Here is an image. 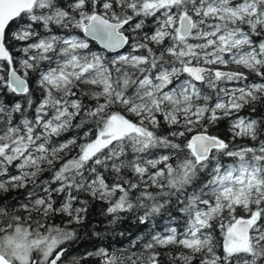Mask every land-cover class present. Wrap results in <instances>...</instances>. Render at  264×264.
Segmentation results:
<instances>
[{"label":"snow or ice","instance_id":"obj_1","mask_svg":"<svg viewBox=\"0 0 264 264\" xmlns=\"http://www.w3.org/2000/svg\"><path fill=\"white\" fill-rule=\"evenodd\" d=\"M257 100L264 0H0V191L27 190L0 207V264H64L77 232L50 222L82 225L92 200L150 226L147 254L98 247L72 264H165L169 249L168 264H257L264 119L241 115ZM224 119L231 139L209 131Z\"/></svg>","mask_w":264,"mask_h":264},{"label":"trees","instance_id":"obj_2","mask_svg":"<svg viewBox=\"0 0 264 264\" xmlns=\"http://www.w3.org/2000/svg\"><path fill=\"white\" fill-rule=\"evenodd\" d=\"M82 35V34H81ZM93 51H102V49L95 43L91 42ZM19 46V45H18ZM108 55H113L109 53ZM231 69V68H229ZM255 82H261L258 77L255 76ZM36 80L35 74L30 76V85L35 89V92L39 94L41 91L37 89L34 81ZM233 85L229 84L228 87ZM35 98V97H34ZM255 109V113L252 111ZM113 110H119V106H114ZM241 115H249L256 120L264 119V100H259L255 107L246 106ZM230 122L228 119L219 121L216 125L209 127V131L221 136L222 138L231 139V133L229 131ZM72 132L65 133L59 137V140H63L67 137L72 136ZM264 139V137H262ZM83 142V140L79 141ZM237 147L239 146H258V141H251L248 138H237L235 141ZM68 156L75 153V149L67 150ZM68 156L63 153L61 157L67 159ZM63 159L57 162H63ZM224 163H233L230 158L225 157ZM49 173L46 171L41 174L42 179H47ZM26 189H12L9 192L0 191V207L11 208L15 205L16 210H19L18 202H23L26 195ZM175 214V209H172ZM237 213L245 215L241 209H237ZM135 213H122L121 218L113 222V217L106 213V204L103 202L92 200L89 204V211L87 217L82 225H68L63 217H54L50 223H53L60 227L75 228L78 238L67 245L68 252L64 259V264H72L73 259H80L82 254L86 251H95L98 247H107L109 251L121 252L127 251L128 249H134L142 251L144 250L142 245L147 239V233L150 226L141 224L136 219ZM2 222V220H0ZM226 222V221H225ZM167 223V214L165 213L162 217H158L156 220L157 226ZM215 240L217 243V249L223 244L224 234L220 231L219 227L216 228ZM145 251V250H144ZM165 252V264H168L167 256H179L181 249H169L161 250ZM142 254H147L142 252ZM91 260L92 258H88ZM264 258L257 260V264H263Z\"/></svg>","mask_w":264,"mask_h":264},{"label":"rangeland","instance_id":"obj_3","mask_svg":"<svg viewBox=\"0 0 264 264\" xmlns=\"http://www.w3.org/2000/svg\"><path fill=\"white\" fill-rule=\"evenodd\" d=\"M218 67H220L221 69H226V68L230 67L231 69L234 68V70H236V71H242V72H244V73H251V72H249L247 69L243 68L242 66L235 65V64H229V65H227V66H218ZM35 86H36L37 89H40L38 85L35 84ZM257 95H260V94L257 93ZM201 103H202V101H201ZM256 103H257V101H254V102H252L251 104H256ZM211 126H212V125H211ZM211 126H209V127H211ZM197 127H198V125H197ZM66 151H67V150H66ZM62 154H63V153H61L60 156H61ZM245 215H247V214L245 213ZM225 223H226V222H225ZM142 252L146 253L144 250L139 251V250H134V249H128L127 251H121V252H116V253H117V254H124V255H129V254L135 253L136 255H141ZM263 264H264V263H263Z\"/></svg>","mask_w":264,"mask_h":264},{"label":"flooded vegetation","instance_id":"obj_4","mask_svg":"<svg viewBox=\"0 0 264 264\" xmlns=\"http://www.w3.org/2000/svg\"><path fill=\"white\" fill-rule=\"evenodd\" d=\"M230 67L226 68V69H229ZM229 70H234L233 69H229ZM239 72H242V71H239ZM248 78H249V82H255V77L253 76L252 73H245ZM258 82V81H257ZM259 100H257V103L256 104H250L249 106L252 108V107H255L257 104H258Z\"/></svg>","mask_w":264,"mask_h":264},{"label":"water","instance_id":"obj_5","mask_svg":"<svg viewBox=\"0 0 264 264\" xmlns=\"http://www.w3.org/2000/svg\"><path fill=\"white\" fill-rule=\"evenodd\" d=\"M98 45V44H97ZM100 47V45H98ZM101 48V47H100ZM113 55H115V53H111ZM221 70H224V71H236V70H229V69H221ZM239 72V71H238Z\"/></svg>","mask_w":264,"mask_h":264}]
</instances>
